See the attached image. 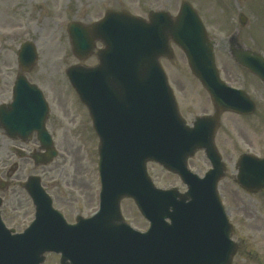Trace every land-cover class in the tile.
Instances as JSON below:
<instances>
[{"label": "water", "instance_id": "1", "mask_svg": "<svg viewBox=\"0 0 264 264\" xmlns=\"http://www.w3.org/2000/svg\"><path fill=\"white\" fill-rule=\"evenodd\" d=\"M69 33L80 59L93 54L97 41L104 44L97 67L68 72L101 139V208L93 217L67 225L51 200L29 187L37 219L19 236H11L0 224V264H42L45 252L61 253V264H230L235 246L216 192L224 168L214 135L222 109L246 113L254 105L220 81L212 45L196 12L184 2L176 19L159 12L151 13L147 22L126 11H109L91 26L71 24ZM170 40L187 54L193 73L212 96L217 112L206 125V119H198L194 128L186 127L178 113L159 63L172 57ZM233 56L264 81V61L257 54L234 49ZM36 60L34 45L25 43L19 52L21 66L29 70ZM15 107L27 110L28 117L40 114L39 130L44 133L47 105L24 77L15 88ZM197 149H205L214 166L204 179L186 166ZM48 156H54L51 149ZM148 161L178 173L190 186L188 194L157 189L146 174ZM239 165L243 187H264V160L244 156ZM124 197L134 198L152 224L147 233L123 221L119 204ZM186 210L195 217H186ZM207 212H213L214 231L205 225Z\"/></svg>", "mask_w": 264, "mask_h": 264}, {"label": "rangeland", "instance_id": "2", "mask_svg": "<svg viewBox=\"0 0 264 264\" xmlns=\"http://www.w3.org/2000/svg\"><path fill=\"white\" fill-rule=\"evenodd\" d=\"M182 1L184 0H7L9 14L0 17V27H5L4 60L10 66L11 77H15L18 71L17 52L21 44L32 41L37 47L39 58L28 74V79L44 90L53 103L54 110L59 105L56 111L61 115L67 114L66 127L53 128L57 137L56 144L61 151L60 157L47 167H39L37 172L43 176L45 185L54 196L56 206L63 209L70 221L74 220L76 214L88 217L98 209L100 183L96 150L98 139L94 136L89 113L78 104L66 76V69L78 62L71 51L68 24L73 21L92 24L102 19L110 9L127 10L144 18H148L151 10L165 9L172 15H177ZM187 1L198 10L211 40L216 43V58L218 66L226 75L224 77L237 85L248 83L249 91L255 92L257 99L261 96V109L255 116L224 115V123L216 142L227 166V176L219 183V191L235 215L237 231L240 234L237 237L239 241L245 239L246 244L251 245V251L259 253L258 256L264 263V216L258 211H264V194L249 197L245 192L238 191L233 183L237 176L236 164L241 154L250 152L264 155V95L259 84L249 80L233 64L227 44L230 33L237 28L238 13L242 12L249 19L243 33L245 42L258 51L264 50V0ZM96 47L100 49L102 45L98 43ZM173 49L174 59L164 60L162 64L175 89L180 111L191 124L196 115L211 114L213 110L211 111L209 95L192 76L184 53L176 46ZM97 62V57L93 56L83 63L90 66ZM189 163L195 172L201 174L209 166L203 152H197ZM26 168L28 175L36 172L29 161ZM148 169L158 187L181 186L178 177L163 167L151 163ZM20 195L24 193L21 192ZM21 199L20 204L14 201L9 207V211L17 208L18 212L14 214H20V217L10 220L14 225H21L18 231L33 218L27 196H21ZM120 207L126 219L134 226L147 228V223L133 200H123ZM257 214L263 229L257 228L254 223L251 225V220H257ZM24 219L26 221L22 224ZM257 236L260 241L253 240ZM256 242L259 244L255 246ZM244 259L245 255L240 254L234 264H245ZM58 263L59 257L48 255L47 264Z\"/></svg>", "mask_w": 264, "mask_h": 264}, {"label": "flooded vegetation", "instance_id": "3", "mask_svg": "<svg viewBox=\"0 0 264 264\" xmlns=\"http://www.w3.org/2000/svg\"><path fill=\"white\" fill-rule=\"evenodd\" d=\"M6 14H9L8 2L7 0H0V17L5 16ZM4 31L5 27H0V34H2ZM2 45L3 47L0 48V52L2 51V54L0 55V105L5 106L4 117L7 124L3 128L0 126V197L2 199V217L7 223L10 224V220L20 217V214H14L15 212H18L17 208H15V210L9 211V207L10 203L14 201L20 204L22 200L21 196H23L20 195V193H25L23 184L27 181L28 177H30V174H27V161L33 164V168L36 171L35 174H39L37 170L41 166H36L30 156L33 152L38 150L40 143L35 136H33L31 140L26 141L24 138H19L18 136L12 137L8 131L11 121L10 103L12 101L13 81L10 75L8 62L7 60H4V43ZM66 118L67 114H63L61 116V121L59 119H53L52 116H50L48 124L52 127V129H56L59 127V125L62 126V124L65 123ZM14 120L17 122L16 118ZM19 123L21 124V120ZM229 210L230 217L235 226L234 240L238 243V252L236 257H239L240 254H243L245 255V264H264L262 259L259 257V253L251 251V245L246 244L245 239L239 241L237 235L240 236V234L237 231L235 223L236 218L232 210ZM258 211L261 213L263 212L261 210ZM262 215L264 216V213H262ZM253 223L257 228L260 227L263 229L258 214L257 220H251V225ZM253 240L260 241L259 236ZM262 242L264 243V240H262ZM256 244L258 245L259 242H256L254 245L256 246Z\"/></svg>", "mask_w": 264, "mask_h": 264}, {"label": "bare ground", "instance_id": "4", "mask_svg": "<svg viewBox=\"0 0 264 264\" xmlns=\"http://www.w3.org/2000/svg\"><path fill=\"white\" fill-rule=\"evenodd\" d=\"M33 107H34V109L36 108V103H33ZM26 114V117H27V113H25Z\"/></svg>", "mask_w": 264, "mask_h": 264}]
</instances>
